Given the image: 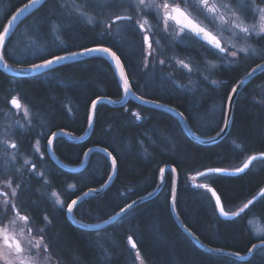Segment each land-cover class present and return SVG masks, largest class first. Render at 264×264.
Returning a JSON list of instances; mask_svg holds the SVG:
<instances>
[{
  "label": "trees",
  "instance_id": "trees-1",
  "mask_svg": "<svg viewBox=\"0 0 264 264\" xmlns=\"http://www.w3.org/2000/svg\"><path fill=\"white\" fill-rule=\"evenodd\" d=\"M7 1L0 30L16 9L28 2ZM54 1L47 0L17 28L4 48L9 62L14 66L30 65L40 62L41 58H51L52 54L63 55L95 45L107 46L121 58L135 94L177 109L184 114L193 131L203 137L220 131L225 98L231 88L264 61L241 57L232 65H220L213 75L218 82L216 85L202 83L197 92H190L165 79L171 67L163 66L162 73L155 70L153 75H147L146 70L153 69L155 61L150 58L145 67L147 48L138 29L127 26L117 40L112 34H104L105 29L85 24L60 11ZM87 2L91 5L90 0ZM161 39L166 47L156 50V58L164 57L170 45L168 40ZM176 44L181 57L194 62L202 56L215 59L195 40H187V46ZM258 46L264 48V45ZM263 82L264 72L243 88L235 101L228 134L210 145L189 139L177 117L167 111L131 99L121 108L99 103L87 139L71 143L58 138L54 144L57 157L72 167L81 165L84 152L94 146L107 148L117 160L111 184L101 194L88 196L78 204L73 211L76 220L92 225L110 218L130 202L155 190L160 182V169L170 164L178 177L176 210L186 227L207 248L246 255L253 244L264 239H256L248 226L251 213L264 223V199L238 217L223 220L217 215L211 195L189 181L205 169L237 168L247 154L264 153V100L257 89ZM10 95L18 96L29 111L27 131L19 135V143H25L40 134L49 133L50 136L59 130L74 138L83 136L92 100L99 96L120 100L123 91L110 63L104 57L93 56L24 78L11 77L0 70V108L1 98ZM213 107L217 109L211 110ZM44 153L50 165V185L63 198L70 199L69 202L89 189L101 187L111 175V162L99 151L90 155L86 167L80 171L61 169L52 162L45 147ZM253 166L239 175L211 174L196 181L212 186L224 208L233 212L264 185V159L256 161V168ZM173 184L174 173L167 171L164 186L157 196L99 229L76 226L65 211L51 208L38 196L35 190L38 183H31L28 188L22 182L23 190L19 191L17 203L35 227L45 230L50 255L56 264H133L137 250L147 264H264V247L245 261L201 249L180 228L172 214ZM70 185L75 190L68 194ZM202 192L205 194L203 203L197 201ZM44 216L51 220L50 225H46ZM129 237L136 243V249L131 247Z\"/></svg>",
  "mask_w": 264,
  "mask_h": 264
},
{
  "label": "snow or ice",
  "instance_id": "snow-or-ice-1",
  "mask_svg": "<svg viewBox=\"0 0 264 264\" xmlns=\"http://www.w3.org/2000/svg\"><path fill=\"white\" fill-rule=\"evenodd\" d=\"M39 0H28L27 3H24L22 7L16 9V12L11 15L7 23L2 26L0 30V59H3L2 52L5 48L6 38L10 34V30L15 25L19 17L23 16L30 8L36 6ZM127 6L132 13L136 16L144 17L143 22L139 20H134L133 15H116L115 19L112 21V24H115L116 21L128 22L133 26L137 27L140 32H146L151 30L146 29L145 25L148 24L147 17H152L156 21L157 26L162 29L164 34L175 33V38L173 42L179 41V43L186 45V41L191 39L200 43L205 51L210 52L213 55H216L221 61L222 65H232L236 63L237 58L240 54L248 55L250 52L255 53V49L252 48L249 44V40L254 38L264 39V0H112L110 7H115L117 9ZM259 16V23L253 22L247 24L249 18L253 21H256V17ZM89 23L92 21L89 20ZM206 22V23H205ZM112 24H109L105 28L106 35H111L110 29ZM227 34V35H226ZM143 42L147 45V56L155 57L156 53L152 51L153 39L148 35L143 36ZM157 43H159L157 41ZM93 52H100L109 54L114 58L117 64H120V57L117 56L115 51H112L108 47H92L84 48L79 53H67L66 55H55L52 54L51 58H41L40 63L30 64L28 69L25 71H35L40 68H49L53 64L59 63L62 60L69 58V56L75 55H85ZM160 65H164V60H159ZM209 68H218L220 65H217L213 61H206ZM179 67L182 69H187L189 73L192 72V67L189 63H185L183 59L178 61ZM147 67V64L145 65ZM258 68H264V65H257ZM256 71L252 70V73H249V77ZM170 77H165L169 79ZM204 80L207 81V77H204ZM191 83V81H190ZM213 85H216L218 82L213 80L211 81ZM243 81L240 82L243 85ZM177 87H182V85H177ZM123 88L125 93L129 92L130 85L127 78L123 80ZM237 94V87L231 88V91L226 96V102L228 106V112L223 114L222 123L223 127L220 128V131L217 132V136L222 135L226 129L229 127V112L231 110V105L233 103V97ZM142 102H147L143 101ZM6 104H10L15 109H21L23 105L21 104L20 98L18 96H12L10 100L5 101ZM99 103V99L92 100L91 108L93 113ZM159 106V105H158ZM172 111V109H170ZM23 115L25 117L29 116V111L27 108L24 109ZM182 119L184 114L178 112ZM137 119L139 117L137 116ZM93 123V115L88 116V124L91 126ZM43 136V134H41ZM61 133L52 132L51 137L47 138V143L44 146L45 150H48L53 145L55 139H57ZM6 147L11 149H16V143H8L5 141ZM95 151L94 149H88L84 152L85 156H88L89 153ZM106 157L111 158V166L115 169L117 160L116 157L108 151L107 148L103 149ZM257 159H264V153H261L260 156H251L248 158V161L243 165V167L236 168L235 173H242L249 167L252 161ZM28 163V161H25ZM35 165L32 166L33 171H35ZM165 171L164 168L160 169L161 174ZM175 172V169H171ZM222 169H208L206 173H198L200 176H209L211 174L222 173ZM234 174V173H233ZM43 178V174H39ZM109 180L112 179L111 176L108 177ZM163 182V181H161ZM12 181L7 183V187L11 188ZM196 187H206V185H197ZM17 189L22 192L23 185H17ZM102 189H89L88 192L84 193V196H88L91 193L98 192ZM19 192L13 190L11 192L12 197L18 196ZM6 197L5 206L3 209H0V212L3 214L0 215V220L8 218V209L10 208L14 218L9 220L8 225L0 226V264H50L51 255H50V245L46 242L45 230L36 228L35 235H33L32 220L28 215L22 214L23 210L16 207L15 203H12L7 199L8 193H2ZM213 192V196H215ZM264 195V192H262ZM53 197L57 196V193H52ZM81 197L72 199L70 203L65 204L63 201L57 199L56 203L60 204L61 207L66 208L68 214H72L74 208L78 206ZM175 200V185H173V202ZM136 201H133L131 204H128L125 207L120 209V213H126L128 210L134 206ZM252 201H249L251 204ZM216 207L219 209V212L222 216H227L228 213L224 211L223 206H221L220 198L216 197ZM248 205H245L247 208ZM243 211V209L241 210ZM18 218V219H17ZM46 225L51 224V220L47 216L43 217ZM22 221L23 225L19 227V230H15L18 222ZM107 223V221H106ZM25 231L27 235H25ZM129 243L133 249L137 248L136 243L132 240V237L128 238ZM260 247H264V240H261ZM257 244H253L252 248L248 249L249 252H252L253 249L257 248ZM237 257L240 256V253H235ZM136 259L141 260L142 257L140 252L137 250Z\"/></svg>",
  "mask_w": 264,
  "mask_h": 264
},
{
  "label": "rangeland",
  "instance_id": "rangeland-1",
  "mask_svg": "<svg viewBox=\"0 0 264 264\" xmlns=\"http://www.w3.org/2000/svg\"><path fill=\"white\" fill-rule=\"evenodd\" d=\"M54 2L57 4V8H59L60 11L63 10L64 12H66V14L72 15L74 18L81 20L85 24L91 26H98L103 30L106 28L107 25L112 24V20L115 18L116 15H124L131 12V10L126 5L119 9L115 7H110V5L112 4V0H90L91 5H88V2H86V5H84L83 3L78 2V0H55ZM6 7H8V1L0 0V25L2 23ZM57 14L60 16L59 12H57ZM132 14L134 16V20H139L141 23L143 22L144 17L136 16L134 13ZM147 19L148 24L145 25V28H150L151 30L146 31L145 33L141 32L140 35L143 38L144 35L151 34V37L153 39L152 51L156 53V50L160 51L163 50V47H166L161 44V37L165 38L166 40H168V42H170L167 54L164 57L156 58V56H147V50L145 51V65H148L150 58H153V60L155 61L152 65L153 69L150 68L146 70L147 75H153L155 70H160L159 72L162 73V67L168 66L172 69L171 73L167 74V76L170 77L169 80L172 81L173 85H182V88L184 87L183 89L188 90L190 92H197L196 90H198L199 84L202 83H209L214 86L211 81L214 80L213 75L215 70L218 69L220 66L218 68H209L206 61H213L217 65H222L218 57L213 54L212 55L213 57H215V59H208L206 56H202V58L197 60V62H194L187 57H181L178 54L176 48V42L179 43V41L173 43L175 33L172 32L170 29L171 34H164L162 32V29L157 26L156 21L153 20L152 17H147ZM89 20H91L92 22L89 23ZM125 28H127V26L124 23L117 22L115 24H112L110 32L112 35H114L115 39L119 40L118 37H120V35L118 34L123 35V33L125 32ZM133 29L136 30L138 28L133 26ZM157 41L159 43H157ZM249 44H251L252 48L255 49V53L253 54L252 52H250L248 55L240 54L237 60L241 57H252L260 61L264 60V48H261L257 45H253L252 43H250V41ZM179 45L184 44L179 43ZM161 59L165 61L164 65H160L158 63V61ZM181 59H183L185 63H189L191 65V73H189L187 69H182L179 67L178 61ZM204 77H207V81L204 80ZM257 89L264 100V82L257 85ZM12 96L16 95H10V98L7 96H3L1 98L3 104L0 108V192L6 191L10 196V201L15 203L19 208L17 203L18 196L12 197L11 192L13 190H17L19 192V189H17V185L22 184V175H29L30 178L32 177L38 182V187L35 188V190L38 192V196L40 198L45 199L49 203V206L54 210L60 209L65 211V213L67 214L66 208L61 207L60 204L56 203V200L59 199L65 204H67L70 203V199L66 200L65 198H63L61 193H59L56 189L52 188L49 182L50 165L47 163L44 153V146L47 143L46 139L49 138V133L43 136L40 134L38 137H35L32 140L27 139L25 143H19V135L24 134L27 131L28 124L30 122V117H25L23 115L24 109L27 108L25 104H22L23 107L21 109H15L10 104L5 103V101L10 100ZM215 109H217V107L211 108V110L213 111ZM5 141H7L8 143H16L17 148L11 149L6 147ZM162 153L168 152L162 151ZM247 157L248 156H245L243 158L241 164L245 161ZM25 161H28V163H25ZM33 165L36 166L35 171H33L32 169ZM253 165V169L256 168V161L253 163ZM40 173L43 174V178L40 177ZM9 181L13 182L11 188L7 187V183ZM195 182H197L195 179L189 181L190 184H194ZM193 186L196 187L195 184ZM74 190V186L70 185L67 189V193L71 194V192H74ZM53 192L57 193L56 197L52 196ZM200 195L201 196L199 200H197L198 202H201V200H205L204 192H202ZM240 208H238L237 210H239ZM237 210H234L233 212ZM22 225V221L18 222L15 230L18 231L19 227ZM35 226L32 224L33 235H35V229L37 228ZM248 226L252 235L256 239L264 238V223L258 216L252 213L249 214ZM25 235H27L26 231ZM142 262L143 264H147L143 258ZM50 264H56L52 258ZM133 264H141V260H137L136 255L134 257Z\"/></svg>",
  "mask_w": 264,
  "mask_h": 264
},
{
  "label": "water",
  "instance_id": "water-1",
  "mask_svg": "<svg viewBox=\"0 0 264 264\" xmlns=\"http://www.w3.org/2000/svg\"><path fill=\"white\" fill-rule=\"evenodd\" d=\"M47 0H39V2L36 4L35 7L33 8H30L27 12L24 13L23 16L19 17V19L16 21L15 25L12 27V29L10 30V34L9 36L6 38V41H5V44L8 40H10V38L14 35V33L16 32L17 28L27 19L29 18L31 15H33L37 10H39L43 5L44 3L46 2ZM27 3V2H26ZM23 6V5H22ZM21 6V7H22ZM149 36V35H148ZM92 47H106V46H102V45H95V46H91V47H88V48H92ZM83 50V49H82ZM82 50H78V51H74L75 53H79L81 52ZM113 51V50H112ZM72 53V52H71ZM67 54V53H66ZM66 54H63V55H66ZM2 55H3V52H2ZM93 56H101V57H104L112 66L114 72H115V75L119 81V84L122 88V91H123V97L120 99V100H112L110 98H107V97H98L97 99H99V103H107L113 107H124L128 101L131 99L135 102H137L138 104H141V105H144V106H148V107H153V108H157V109H161V110H164V111H167L171 114H173L174 116L177 117V119L179 120V123H180V126L181 128L183 129V131L185 132V134L187 135V137L189 139H191L192 141L196 142V143H199V144H203V145H210V144H214V143H217L219 141H221L226 135L227 133L229 132L230 130V127H231V123H232V117H233V110H234V105H235V101L237 99V97L239 96L240 92L243 90V88L245 86H247L248 84H250L259 74H261L262 72H264V68H258L257 65L255 67H253L241 80L238 81V83L234 86V87H237V94L234 95L233 97V103L231 105V110L229 112V127L226 129V131L220 135V136H215L213 138H204V137H200L198 136L192 129L191 127L189 126V123L187 121V119L184 118L182 119L179 115H177L178 111L177 109L169 106V105H166V104H163V103H159V102H156V101H151V100H148V99H145L143 98V101H147V102H142V99H140L141 96L135 94L132 90V87H131V84H130V81H129V78H128V75H127V72L125 70V67L123 65V62L122 60L120 59V64H117L116 60L114 58H112L109 54H105V53H100V52H93V53H90V54H85V55H75V56H69V58L65 59V60H62L60 61L59 63H56V64H53L51 67L49 68H40L38 70H35V71H25V69H28V67H16V66H13V65H9L4 57L3 59H0V70L5 72L6 74L10 75L11 77H26V76H31V75H36V74H40V73H43L45 71H48L50 69H53V68H56L58 66H61V65H65V64H69V63H75V62H79V61H82V60H85L87 58H90V57H93ZM118 56V55H117ZM258 65H264V62L261 63V64H258ZM253 69H256V71L252 74L251 77H249V73H252V70ZM127 78V80L129 81V85H130V90L129 92L125 93L124 91V88H123V80ZM243 81V85L240 84V82ZM98 103V104H99ZM97 104V105H98ZM159 105V106H158ZM170 109H172V111H170ZM95 112V111H94ZM226 112H228V106H227V103H226ZM181 113V112H180ZM93 115V122H94V113H93V110L92 108L90 107V113L89 115ZM92 126H93V123L91 126H89L88 124V127H87V130L85 132V134L81 137H77V138H73L71 137L67 132L65 131H62V130H59V131H56V133H61V135L58 137V138H63L64 140L68 141V142H71V143H76V142H81L85 139H87L91 133V130H92ZM51 137V136H50ZM56 140V139H55ZM54 140V141H55ZM91 149H94L95 151H99L101 153H103L105 155V153L103 152V149L104 148H101V147H97V146H94V147H91ZM93 151V152H95ZM89 153L88 156H85L84 158V161L81 165L79 166H76V167H72V166H69L67 164H65L64 162H62L58 157L57 155L55 154V151H54V142H53V145L51 146L50 149H48V153L51 157V159L53 160V162L59 166L61 169H64V170H67V171H80L82 169H84L88 163V160H89V157L90 155L93 153ZM261 153L259 154H253V155H250L249 157L251 156H260ZM248 157V158H249ZM109 158V157H108ZM248 158L244 161V163L240 166V167H243V165L248 161ZM110 162H111V158H109ZM253 163V161L251 162V164ZM251 164H249V167L251 166ZM112 167V166H111ZM238 167V168H240ZM249 167L247 169H245L244 172H246ZM163 168L165 169L164 173L161 174V180L158 184V186L155 188V190H153L151 193L145 195V196H142L134 201H136V203L134 204V206L131 208L133 209L134 207H136L137 205H139L140 203H143L155 196H157L160 191L162 190L163 186H164V182H165V173L167 171H171V169H173L174 167L172 165H165L163 166ZM116 169L117 167H115V169L112 168V171H111V177L112 179L111 180H107V182L102 185L101 187L99 188H96V189H102L98 192H94V193H91L90 195L88 196H92V195H98V194H101L110 184L111 182L113 181L115 175H116ZM175 169V168H174ZM208 169H222L224 170L222 173H216V174H220V175H228V176H235V175H239V174H242V173H235V169H225V168H208ZM208 169H205L199 173H206L208 171ZM234 173V174H233ZM174 184L175 185V200L173 202V190H172V199L170 201V205H171V210H172V214L175 218V220L177 221V223L179 224V226L186 232L188 233L191 238L193 239V241L203 250H209L206 246H204L201 241L197 238L196 235H194L189 229L186 228V226L184 225L183 221L181 220L177 210H176V205H175V202H176V191H177V175H176V170L174 172ZM198 177H201L200 175H197ZM163 181V182H161ZM207 190L209 191L211 197H212V200L214 202V205H215V208H216V211H217V215L223 219V220H231V219H234L237 214H232L230 212H228L224 206H223V203L221 201V198L219 196V194L217 193V191L211 187V186H208L207 187ZM88 192V191H86ZM213 192H215V196H213ZM262 192H264V186L261 188V190L253 197L251 198L249 201H252L251 204H249V201L245 204V205H248V207H250L254 202H256L261 196H262ZM85 193V192H84ZM84 193L82 195H80L79 197H81V200L79 201V203H81L85 198H87L88 196H84ZM219 197L220 198V202H221V206H223L224 208V211L226 213H228L227 216H222L219 212V209L216 207V197ZM76 199V198H74ZM133 202V201H132ZM132 202H130L129 204H131ZM78 203V204H79ZM128 205V204H127ZM126 205V206H127ZM125 206V208H126ZM247 207V208H248ZM245 208V206L243 207V210L247 209ZM75 209V208H74ZM129 211V210H128ZM127 211V212H128ZM126 212V213H127ZM119 212L115 213L111 218L105 220L104 222L102 223H99V224H92V225H86V224H82L81 222H79L78 220H76V218L74 217L73 213L72 214H68L67 213V216H68V219L76 226H79V227H84V228H88V229H99V228H102L108 224H110L111 222L117 220L119 217H121L123 214L125 213H121L119 215H117ZM107 221V223H106ZM133 240V239H132ZM134 241V240H133ZM260 242L261 241H258L256 244L258 245L257 248L253 249L252 252H249L248 254L246 255H240L239 257H237L235 255V253H232V252H228V251H222L220 253L222 254H225V255H228V256H232L240 261H245V260H248L251 258V256L253 255V253L258 250L259 248H261L259 245H260Z\"/></svg>",
  "mask_w": 264,
  "mask_h": 264
},
{
  "label": "bare ground",
  "instance_id": "bare-ground-1",
  "mask_svg": "<svg viewBox=\"0 0 264 264\" xmlns=\"http://www.w3.org/2000/svg\"><path fill=\"white\" fill-rule=\"evenodd\" d=\"M86 2H87V0H82V1H80V3H83L84 5H86ZM19 8H20V7H19ZM103 8H105V7H103ZM15 12H16V11H15ZM15 12H14V13H15ZM14 13H13V14H14ZM10 17H11V16H10ZM30 17H31V16H30ZM30 17H29V18H30ZM9 19H10V18H9ZM27 19H28V18H27ZM27 19H26V20H27ZM26 20H25V21H26ZM7 21H8V20H7ZM7 21H6V23H7ZM6 23H5V24H6ZM5 24H4V25H5ZM22 24H23V23H22ZM22 24H21V25H22ZM146 35H149V34H146ZM11 38H12V37H11ZM11 38H10V39H11ZM8 41H9V40H8ZM8 41H7V42H8ZM7 42H6V43H7ZM5 45H6V44H5ZM102 46H103V45H102ZM106 47H107V46H106ZM108 48H109V47H108ZM117 55H118V54H117ZM118 56H119V55H118ZM3 57H4L5 61H6L9 65H13L11 62H9V61L6 59V57H5V53H4V50H3ZM120 59H121V58H120ZM40 62H41V61H40ZM40 62H38V63H40ZM110 65H111V64H110ZM13 66H14V65H13ZM28 66H30V65H22V66H16V67H28ZM50 70H51V69H50ZM48 71H49V70H48ZM45 72H46V71H45ZM45 72H43V73H45ZM40 74H41V73H40ZM36 75H37V74H36ZM9 76H10V75H9ZM31 76H34V75H31ZM26 77H30V76H26ZM18 78H24V77H18ZM99 97H101V96H99ZM103 97H104V96H103ZM9 98H10V97H9ZM97 98H98V97H97ZM97 98H96V99H97ZM225 112H226V107H225ZM232 120H233V117H232ZM231 124H232V123H231ZM189 126H190V125H189ZM222 127H223V125H222ZM230 128H231V127H230ZM191 129H192V128H191ZM182 130H183V129H182ZM192 130H193V129H192ZM55 132H56V131H55ZM196 134H197V133H196ZM227 134H228V133H227ZM197 135H198V134H197ZM50 136H51V135H50ZM50 136H49V138H50ZM70 136H71V135H70ZM198 136H200V135H198ZM215 136H216V135H213V136H210V137H204V138H213V137H215ZM71 137H72V136H71ZM200 137H203V136H200ZM225 137H226V136H225ZM225 137H224V138H225ZM60 138H61V137H60ZM73 138H74V137H73ZM224 138H223V139H224ZM57 139H58V138H57ZM57 139H56V140H57ZM56 140H55V141H56ZM55 141H54V144H55ZM54 151H55V150H54ZM47 154L49 155L48 150H47ZM55 154H56V153H55ZM254 154H259V153H254ZM251 155H253V154H251ZM247 156H248V154H247ZM249 156H250V155H249ZM249 156H248V157H249ZM49 157H50V155H49ZM248 157H247V158H248ZM247 158H246V159H247ZM50 159H51V157H50ZM246 159H245V160H246ZM51 160H52V159H51ZM257 160H259V159H257ZM257 160H254L253 163H254L255 161H257ZM52 162H53V160H52ZM53 163H54V162H53ZM243 163H244V162H243ZM243 163H242V164H243ZM253 163L251 164V166L253 165ZM54 164H55V163H54ZM242 164H240V166H241ZM55 165H56V164H55ZM56 166H57V165H56ZM240 166H238V167H240ZM251 166H250V167H251ZM238 167H237V168H238ZM250 167H249V169H250ZM225 169H226V168H225ZM233 169H235V168H233ZM249 169H248V170H249ZM173 173H174V172H173ZM176 175H177V173H176ZM174 177H175V176H174ZM201 177H202V176H201ZM197 178H200V177H198L197 174H196V176H195L193 179L196 180ZM193 179H191V180H193ZM160 180H161V172H160ZM177 180H178V177H177ZM21 181L23 182V184L27 185L28 188L31 187V183H32V185H33L34 183H38L37 180L33 179L32 177L30 178V176H23V175H22V180H21ZM22 182H21V183H22ZM106 182H107V181H106ZM18 183H19V182H18ZM177 183H178V181H177ZM158 184H159V183H158ZM19 185H20V184H19ZM103 185H104V184H103ZM193 185H194V184H193ZM195 185H196V186H197V185H201V186H203V185H206V184L198 183V182H197V184H195ZM157 186H158V185H157ZM263 186H264V185H263ZM207 187H208V186L206 185V187H198V188H200V189H202V190H205V191H207V192L209 193V191L207 190ZM211 187H212V186H211ZM25 188H26V187H24V189H25ZM260 190H261V189H260ZM260 190H259V191H260ZM259 191H258V192H259ZM258 192H257V193H258ZM257 193H256V194H257ZM209 194H210V193H209ZM256 194H255V195H256ZM253 197H254V196H253ZM253 197H252V198H253ZM211 198H212V197H211ZM171 199H172V196H171V198H170V201H171ZM262 199H264V195H262L257 201L262 200ZM249 200H250V199H249ZM249 200H248V201H249ZM248 201H247V202H248ZM257 201H256V202H257ZM247 202H246V203H247ZM246 203H245V204H246ZM254 203H255V202H254ZM254 203H253V204H254ZM245 204L242 205L241 208H240L239 210H237V211H235V212H230V213H232V214H237L236 217H238L239 215H241L243 212L247 211V210L250 208V207H248L247 209L241 211V210L243 209V207L245 206ZM253 204H252V205H253ZM252 205H251V206H252ZM118 212H119V211H118ZM123 215H124V214H123ZM111 217H112V216H111ZM111 217H110V218H111ZM236 217H235V218H236ZM108 219H109V218H108ZM106 220H107V219H106ZM104 221H105V220H104ZM104 221H102V222H104ZM102 222H100V223H102ZM82 224H83V223H82ZM97 224H99V223H97ZM178 225H179V224H178ZM184 225H185V224H184ZM185 226H186V225H185ZM83 228H84V227H83ZM180 228H181V227H180ZM186 228H187V227H186ZM181 229H182V228H181ZM187 229H188V228H187ZM182 230H183V229H182ZM183 231H184V230H183ZM184 232H185V231H184ZM185 233H186V232H185ZM186 234H187L188 236H190L188 233H186ZM193 234H194V233H193ZM194 235H195V234H194ZM190 237H191V236H190ZM191 239H192V238H191ZM263 240H264V239H263ZM260 241H261V240H260ZM208 249H209L208 251H213V252H222V251H223V250L212 249V248H209V247H208ZM206 251H207V250H206ZM256 251H257V250H256ZM256 251H255V252H256ZM255 252H254V253H255ZM248 253H249V252H248ZM248 253H247V254H248ZM254 253H253V255H254ZM253 255H252V256H253ZM252 256H251V257H252ZM237 260H238V259H237Z\"/></svg>",
  "mask_w": 264,
  "mask_h": 264
},
{
  "label": "flooded vegetation",
  "instance_id": "flooded-vegetation-1",
  "mask_svg": "<svg viewBox=\"0 0 264 264\" xmlns=\"http://www.w3.org/2000/svg\"><path fill=\"white\" fill-rule=\"evenodd\" d=\"M257 3H259V0H257ZM261 7H264V5H261ZM124 15H133L131 12L130 13H128V14H124ZM133 18H134V16H133ZM115 19V18H114ZM113 19V20H114ZM112 20V21H113ZM117 22H119V23H124L126 26H128V27H133V25L132 24H130V23H128V22H121V21H116V23ZM253 22H256V23H259V16H257L256 17V21H253L251 18H249L248 19V21L246 22L247 24H251V23H253ZM206 23V22H205ZM145 33V32H144ZM227 35V34H226ZM149 37H151V34H149ZM152 38V37H151ZM250 41V43H252L253 45H264V39H262V38H259V37H257V38H254V39H251V40H249ZM153 44V43H152ZM146 45V44H145ZM199 45L201 46V44L199 43ZM146 48H147V45H146ZM264 62V61H263ZM262 62V63H263ZM49 156V155H48ZM46 155H45V159H46ZM47 160V159H46ZM29 176V175H28ZM2 193H7L6 191H4V192H0V194H1V196H0V209H3L4 208V206H5V199H6V197L4 196V195H2ZM7 199L10 201V196L8 195V197H7ZM13 203V202H12ZM16 207H17V205H16ZM18 208V207H17ZM20 209V208H19ZM3 213L2 212H0V215H2ZM22 214H25V215H27L26 213H24V212H22ZM14 216H13V213H12V211H11V209L9 208L8 209V218H6V219H3V220H0V226H6V225H8V223H9V220H11L12 218H13ZM68 217V216H67Z\"/></svg>",
  "mask_w": 264,
  "mask_h": 264
}]
</instances>
